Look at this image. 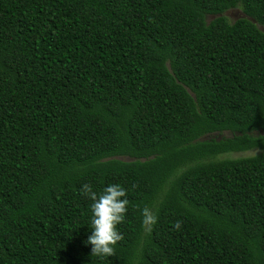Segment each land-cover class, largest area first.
<instances>
[{
  "label": "trees",
  "instance_id": "16d2710c",
  "mask_svg": "<svg viewBox=\"0 0 264 264\" xmlns=\"http://www.w3.org/2000/svg\"><path fill=\"white\" fill-rule=\"evenodd\" d=\"M0 264H264V0H0Z\"/></svg>",
  "mask_w": 264,
  "mask_h": 264
},
{
  "label": "clouds",
  "instance_id": "9594fccd",
  "mask_svg": "<svg viewBox=\"0 0 264 264\" xmlns=\"http://www.w3.org/2000/svg\"><path fill=\"white\" fill-rule=\"evenodd\" d=\"M82 195L90 198L91 231L85 241L91 245L92 255L98 257L111 256L114 245L121 239L117 225L123 221L129 203L126 190L120 184H107L98 195L91 186L84 184L80 188ZM141 225L150 231L157 221L153 207L145 206L141 209ZM175 226H179L176 222Z\"/></svg>",
  "mask_w": 264,
  "mask_h": 264
},
{
  "label": "rangeland",
  "instance_id": "374dc122",
  "mask_svg": "<svg viewBox=\"0 0 264 264\" xmlns=\"http://www.w3.org/2000/svg\"><path fill=\"white\" fill-rule=\"evenodd\" d=\"M227 15L233 21L236 20L237 18L243 16L242 13L239 10H231V11L228 12ZM229 136H231V134L230 133H227V132L222 133V134L215 133V134H212V135H207L206 137H204V139L215 138V139L219 140L222 137H229ZM259 152H260L259 149H254V150L247 151V152H243V153H232V154H228V155H225L224 157L252 156V155H255V154L259 153Z\"/></svg>",
  "mask_w": 264,
  "mask_h": 264
}]
</instances>
